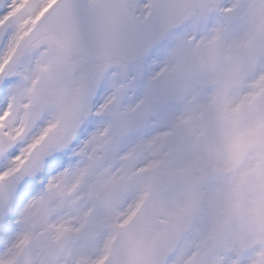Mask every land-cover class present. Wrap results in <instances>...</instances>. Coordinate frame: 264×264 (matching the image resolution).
Returning a JSON list of instances; mask_svg holds the SVG:
<instances>
[{
	"label": "snow or ice",
	"instance_id": "1",
	"mask_svg": "<svg viewBox=\"0 0 264 264\" xmlns=\"http://www.w3.org/2000/svg\"><path fill=\"white\" fill-rule=\"evenodd\" d=\"M0 264H264V0H0Z\"/></svg>",
	"mask_w": 264,
	"mask_h": 264
}]
</instances>
